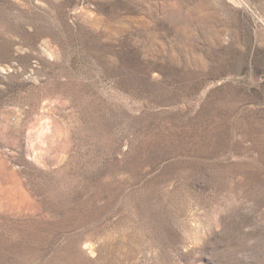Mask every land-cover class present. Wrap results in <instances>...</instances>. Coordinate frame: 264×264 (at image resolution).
I'll return each mask as SVG.
<instances>
[{"label":"rangeland","instance_id":"1","mask_svg":"<svg viewBox=\"0 0 264 264\" xmlns=\"http://www.w3.org/2000/svg\"><path fill=\"white\" fill-rule=\"evenodd\" d=\"M0 264H264V0H0Z\"/></svg>","mask_w":264,"mask_h":264}]
</instances>
